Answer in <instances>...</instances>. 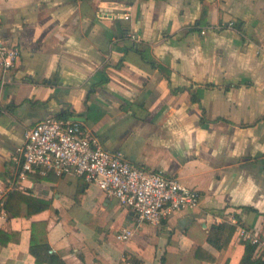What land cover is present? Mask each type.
<instances>
[{
  "label": "crops",
  "instance_id": "obj_1",
  "mask_svg": "<svg viewBox=\"0 0 264 264\" xmlns=\"http://www.w3.org/2000/svg\"><path fill=\"white\" fill-rule=\"evenodd\" d=\"M0 37L20 50L0 66L4 205L17 192L0 209V264H40L32 237L66 264H241L236 232L223 250L208 234L228 214L264 235V0H0ZM63 113L200 205L152 224L75 174L22 179L24 131Z\"/></svg>",
  "mask_w": 264,
  "mask_h": 264
},
{
  "label": "built area",
  "instance_id": "obj_2",
  "mask_svg": "<svg viewBox=\"0 0 264 264\" xmlns=\"http://www.w3.org/2000/svg\"><path fill=\"white\" fill-rule=\"evenodd\" d=\"M112 14L104 11L100 15H120ZM121 19L129 21L130 13H121ZM229 25L234 26V21H230ZM129 36L139 41L138 33L130 32ZM19 58V48L0 37V66L6 73L15 69ZM3 84L5 80L0 87ZM17 152L19 176L22 179L32 172L43 175L54 172L58 176L75 174L87 183L97 185L109 197L117 198L121 205L132 209L140 222L160 224L179 211L200 205L201 193L196 188L186 186L178 177L168 175L163 170L136 166L122 153L105 149L80 120L45 117L26 128L24 142ZM3 208L4 199L0 196V209ZM215 219L234 224L239 238L255 246L254 257L264 259L263 234L240 224L232 215L218 214ZM133 235L134 230L126 226L120 229L117 238L128 241Z\"/></svg>",
  "mask_w": 264,
  "mask_h": 264
},
{
  "label": "trees",
  "instance_id": "obj_3",
  "mask_svg": "<svg viewBox=\"0 0 264 264\" xmlns=\"http://www.w3.org/2000/svg\"><path fill=\"white\" fill-rule=\"evenodd\" d=\"M142 56L145 57V53L143 49L139 50ZM153 63V62H152ZM154 64V63H153ZM59 118L69 119V116L66 113H63L59 116ZM17 195V192L14 191L11 193L9 199L4 205L8 211L11 210L10 203L12 202L13 197ZM236 232V226L229 222H221L219 224L213 225L208 234V242L212 244L219 250H223L228 248L230 241ZM51 246L48 243L47 239H43L42 241H37L32 237L30 251L35 256L36 261L40 264L44 263H53V264H66L64 259L56 253H50ZM255 246L251 243H246V253L242 259L241 264H264L260 259L253 258ZM203 249L199 248L196 256L200 259L215 261V258L212 256H203Z\"/></svg>",
  "mask_w": 264,
  "mask_h": 264
},
{
  "label": "water",
  "instance_id": "obj_4",
  "mask_svg": "<svg viewBox=\"0 0 264 264\" xmlns=\"http://www.w3.org/2000/svg\"><path fill=\"white\" fill-rule=\"evenodd\" d=\"M73 119L74 120H80L81 118L80 117H74Z\"/></svg>",
  "mask_w": 264,
  "mask_h": 264
}]
</instances>
